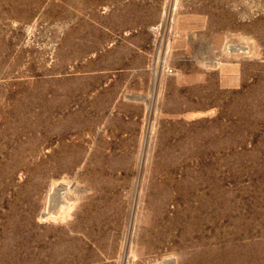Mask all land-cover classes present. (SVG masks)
<instances>
[{"label":"rangeland","instance_id":"1","mask_svg":"<svg viewBox=\"0 0 264 264\" xmlns=\"http://www.w3.org/2000/svg\"><path fill=\"white\" fill-rule=\"evenodd\" d=\"M0 264H264V0H0Z\"/></svg>","mask_w":264,"mask_h":264},{"label":"bare ground","instance_id":"2","mask_svg":"<svg viewBox=\"0 0 264 264\" xmlns=\"http://www.w3.org/2000/svg\"><path fill=\"white\" fill-rule=\"evenodd\" d=\"M60 200V199H59Z\"/></svg>","mask_w":264,"mask_h":264}]
</instances>
